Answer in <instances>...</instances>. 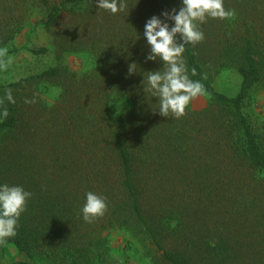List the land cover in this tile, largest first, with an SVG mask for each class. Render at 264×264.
I'll list each match as a JSON object with an SVG mask.
<instances>
[{"label":"trees","instance_id":"16d2710c","mask_svg":"<svg viewBox=\"0 0 264 264\" xmlns=\"http://www.w3.org/2000/svg\"><path fill=\"white\" fill-rule=\"evenodd\" d=\"M125 2L112 14L97 0H0V48L10 57L28 47L16 45L27 30L30 41L42 31L58 53L85 52L94 61L83 76L52 66L8 84L0 70L9 112L5 118L0 108V185L33 194L16 235L0 245V264H93L103 234L115 229L144 236L157 255L153 264H264V145L244 110L264 86V0H223L235 15L199 25L204 40L186 45L183 59L211 104L195 110L190 103L180 119L159 114V99L143 81L164 67L147 60L145 25L178 12L182 0ZM31 53L45 56L49 47ZM229 69L242 77L235 96L212 83ZM44 83L62 88L51 107L36 93ZM33 97L36 103H25ZM121 101L128 112L115 111ZM177 182L189 189L182 198L173 192ZM220 186L224 193L215 197ZM88 192L107 203L92 223L82 212ZM204 201L206 211L194 208ZM226 207L221 219L201 214ZM11 248L20 258L6 261Z\"/></svg>","mask_w":264,"mask_h":264},{"label":"clouds","instance_id":"9594fccd","mask_svg":"<svg viewBox=\"0 0 264 264\" xmlns=\"http://www.w3.org/2000/svg\"><path fill=\"white\" fill-rule=\"evenodd\" d=\"M182 7L171 14L165 11L162 15L164 21L153 16L145 25L144 36L151 49L147 60L163 61V70L148 72L143 81L145 93H151L159 99V114L168 117L170 114L180 119L186 113V108L197 97L204 94V85L189 78L188 69L183 59L185 46L191 44L193 48L204 40V33L199 25L207 18L226 19L235 15L234 10H226L223 0H182ZM100 10L112 14L123 12L127 8L125 0H97ZM173 21L170 26L165 21ZM197 53L193 52V55ZM13 60L8 55L6 47L0 48V70L7 71ZM137 64L129 66V74L136 72ZM192 76L197 72L192 69ZM5 99L14 104L15 99L11 89H6ZM26 104L36 103L35 97L25 99ZM3 117L7 118L9 112L0 99ZM32 193L25 191L21 186L0 185V245L7 243L8 239L16 235L18 221L21 214L26 211L27 201ZM107 211L106 197L93 192L86 194V203L83 206V219L92 223L96 218L102 217Z\"/></svg>","mask_w":264,"mask_h":264},{"label":"rangeland","instance_id":"374dc122","mask_svg":"<svg viewBox=\"0 0 264 264\" xmlns=\"http://www.w3.org/2000/svg\"><path fill=\"white\" fill-rule=\"evenodd\" d=\"M16 45L20 47H28L22 49L17 55L11 56L13 60L12 64L7 71L3 70L1 75V81L4 84L41 73L52 66L64 67L70 73H75L78 76H83L94 66L93 58L88 53H58L55 47L52 46V38L50 35H47L42 31L36 33L34 38L30 41L28 31L25 30L23 34L18 37ZM42 46L49 47V53L47 55L35 56L31 53V48L34 49ZM212 83L217 91L228 96H235L240 90L242 77L235 69L222 70L217 75L213 76ZM37 89L38 91H36V93L39 94L42 102L49 107L56 104L62 93L61 86L53 83L41 84ZM210 104L211 99L204 94L191 102V106L195 110L205 109ZM129 105L130 104L127 101L117 102L114 104V109L117 112L125 113L129 111ZM244 110L264 145V86L255 87ZM167 186L168 185H165V188ZM174 187L173 192L175 194L177 193L179 198L184 197L189 191L186 185L179 182L175 183ZM195 188L198 189V186H195ZM169 191V189L163 191L165 196L168 195ZM191 191H193V189H191ZM193 192L197 193L195 191ZM206 193H210V191H207ZM223 193L224 190L220 186L219 189L212 194L216 197ZM206 203V201L201 202L194 208H200L201 211H206ZM226 210L227 207L224 208L222 212L217 210L215 212H203L201 214L209 215L211 218L214 217L215 219H221ZM103 237L104 245L97 250L96 253H98V256H93V264H153L154 259L157 257L154 248H152L146 238L140 234L135 235L129 230L115 229L106 231L103 234ZM19 258V253L11 248L5 257V260H16ZM36 264L52 263L45 259L38 258Z\"/></svg>","mask_w":264,"mask_h":264}]
</instances>
